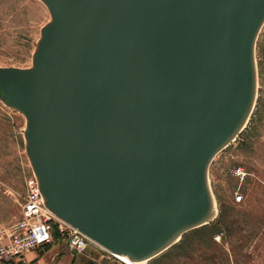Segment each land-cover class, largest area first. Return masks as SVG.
Instances as JSON below:
<instances>
[{
    "label": "water",
    "instance_id": "obj_1",
    "mask_svg": "<svg viewBox=\"0 0 264 264\" xmlns=\"http://www.w3.org/2000/svg\"><path fill=\"white\" fill-rule=\"evenodd\" d=\"M39 1L50 19L30 67H0V101L42 203L148 262L217 215L209 166L255 106L264 0Z\"/></svg>",
    "mask_w": 264,
    "mask_h": 264
},
{
    "label": "rangeland",
    "instance_id": "obj_2",
    "mask_svg": "<svg viewBox=\"0 0 264 264\" xmlns=\"http://www.w3.org/2000/svg\"><path fill=\"white\" fill-rule=\"evenodd\" d=\"M49 19L39 0H0V67H30L40 29ZM255 54L258 86L251 116L209 166L216 217L143 264H264V25ZM24 128V117L0 101V244L22 216L32 179ZM239 195L242 200L237 202ZM51 227L52 241L39 248L55 247L50 264H62L67 254L77 258L76 264H127L90 239L87 254L80 255L70 250L64 226L53 220Z\"/></svg>",
    "mask_w": 264,
    "mask_h": 264
},
{
    "label": "built area",
    "instance_id": "obj_3",
    "mask_svg": "<svg viewBox=\"0 0 264 264\" xmlns=\"http://www.w3.org/2000/svg\"><path fill=\"white\" fill-rule=\"evenodd\" d=\"M28 187L22 216L10 228L7 240L0 244V264H7L13 260L23 263V258L27 252L49 244L53 238L51 227L53 220H57L64 226L66 233H68L70 250L80 255H86L89 239L78 230L54 217L44 207L33 175ZM241 200V195L235 197V201L240 202ZM60 231L63 232L64 230L60 229ZM99 247L101 246L99 245ZM114 255L118 256L117 254Z\"/></svg>",
    "mask_w": 264,
    "mask_h": 264
},
{
    "label": "crops",
    "instance_id": "obj_4",
    "mask_svg": "<svg viewBox=\"0 0 264 264\" xmlns=\"http://www.w3.org/2000/svg\"><path fill=\"white\" fill-rule=\"evenodd\" d=\"M55 256V247L47 251L44 248H38V250L27 252L23 258V263L13 260L7 264H50ZM63 260L64 264H76L77 258H73V256L67 254V256L63 257Z\"/></svg>",
    "mask_w": 264,
    "mask_h": 264
},
{
    "label": "bare ground",
    "instance_id": "obj_5",
    "mask_svg": "<svg viewBox=\"0 0 264 264\" xmlns=\"http://www.w3.org/2000/svg\"><path fill=\"white\" fill-rule=\"evenodd\" d=\"M118 257L121 258L122 261H124L127 264H134V263L130 262L125 256L118 255ZM123 257H125V259ZM143 263H145V262L137 263V264H143Z\"/></svg>",
    "mask_w": 264,
    "mask_h": 264
}]
</instances>
